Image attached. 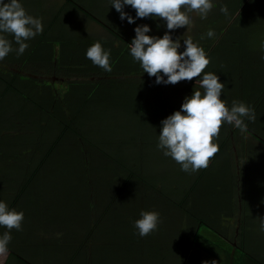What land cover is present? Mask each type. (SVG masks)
<instances>
[{
  "label": "trees",
  "instance_id": "trees-1",
  "mask_svg": "<svg viewBox=\"0 0 264 264\" xmlns=\"http://www.w3.org/2000/svg\"><path fill=\"white\" fill-rule=\"evenodd\" d=\"M104 3L108 5L103 7L110 12L116 11L109 0ZM36 4L39 5V0ZM92 5L85 0L55 1V10L45 24L42 22V33L30 39L24 53L18 56L15 51L18 47H12L14 50L0 60V144L8 143L1 145L0 158L11 163L24 158L20 168L24 176L22 183L13 193L8 187L5 189L8 183L1 179L0 201L13 209L49 159L71 157L78 162L72 169L79 174L80 193L75 197L79 207L83 206L82 221L92 222V226L75 236V230H59L48 225L51 221L41 213L46 225L34 229L28 237H20V244L15 247L23 249L30 264H106L111 260L107 249H115L119 254L113 264H188L186 257L192 246L208 250L218 259V264H229L234 245L238 256L231 264H260L251 246L246 250L240 241L244 234L250 235L261 242L264 251V232L258 226L253 227L254 221L244 222L255 217L251 214L253 210L256 215L263 209L247 203L243 181L236 177L238 157L230 145L238 140L241 131L225 122L214 140L219 151L208 167L194 173L182 171L180 164L157 148L158 135L161 121L180 110L184 97L191 96L193 90L203 93L199 87L202 77L175 85L156 84L155 77L144 73L130 55L129 44L135 32L122 38L116 32L118 27L101 23L102 19L89 10ZM240 6L236 4L234 8ZM125 7L134 11L131 6ZM209 13L212 19L220 18L224 29L222 42L215 39L212 46L214 38H211L206 45L202 44L204 38L201 39L198 31L205 24H214L213 20L197 19L198 24L188 35L210 60L205 72L215 73L224 84L221 99L226 105L231 108L236 100L254 110V121L244 118L247 125L244 133L264 145V49L261 47L264 25L253 28L261 21L250 20L242 27L241 20L229 19L232 13L229 9L228 15L217 9ZM79 19L93 22L116 39V43L100 36H87ZM59 21L79 34L69 41L51 35ZM148 22L158 30L166 21L147 17L142 25ZM175 35L171 34L173 40L178 37ZM3 36L14 39L12 35ZM95 42L110 50L111 72H105L86 57V50ZM180 49L184 50L183 44ZM110 88L121 90L123 101L109 97ZM109 104L127 107L126 114L137 111L145 123L138 127L127 115L125 124L113 117L108 120L101 117L99 124L86 125L94 113L105 114ZM6 111L8 114L4 116ZM106 121L109 129L100 138V128L95 126ZM32 133L35 136L30 137ZM93 133L96 134L92 136ZM221 160L226 166L230 162L231 169H224L227 176L223 177L229 179L224 183H207L212 168ZM175 167L179 181L169 179V171ZM97 185L101 189L99 193L94 189ZM141 210L159 213L156 230L145 237L139 236L134 227ZM101 220L109 223L110 228H103L99 235L102 237L95 240L92 235L99 233L96 223ZM10 235L17 243L16 235L12 232ZM88 241L92 245L89 248Z\"/></svg>",
  "mask_w": 264,
  "mask_h": 264
},
{
  "label": "clouds",
  "instance_id": "clouds-1",
  "mask_svg": "<svg viewBox=\"0 0 264 264\" xmlns=\"http://www.w3.org/2000/svg\"><path fill=\"white\" fill-rule=\"evenodd\" d=\"M109 3L119 13V18L122 21L127 19L129 24H133L135 18L147 17L166 21L167 31L162 37L147 35L151 29L146 24L136 26L135 36L129 44L133 60L139 62L143 72L149 77H155L156 84L175 85L180 81L202 77L199 79V87L203 89V93L193 90L191 96L184 97L180 110L161 121L157 148L180 164L184 172L194 173L207 168L219 151L214 140L223 124L226 122L234 125L244 132L247 129L244 118L250 121L256 119L254 110L243 102L234 100L229 108L221 99L224 84L219 82L215 73L204 71L210 60L204 49L187 35L194 26L191 14L195 13L200 19H206L213 9L212 0H109ZM126 5L135 10V18L123 10ZM220 12L228 15L227 7L221 6ZM184 27L187 31L183 36L173 40L170 32ZM42 31L41 19L28 15L19 0H0V33H8L14 37V42L18 45L15 49L18 56L28 48L26 41ZM205 35L213 38L215 32L210 29ZM203 38L202 36L201 39ZM181 40L184 50L178 51ZM261 47L264 49V42ZM13 50L12 42L0 35V60ZM86 57L105 72L112 71L110 50H105L99 42L88 47ZM139 216L134 222L139 236L145 237L156 230L159 213L141 210ZM23 218V212L10 209L5 202L0 201V226L7 229L0 235V256L7 254L8 244L12 239L10 233L13 229L21 230ZM259 230L264 232V216L259 217ZM202 264H216V261H203Z\"/></svg>",
  "mask_w": 264,
  "mask_h": 264
},
{
  "label": "rangeland",
  "instance_id": "rangeland-1",
  "mask_svg": "<svg viewBox=\"0 0 264 264\" xmlns=\"http://www.w3.org/2000/svg\"><path fill=\"white\" fill-rule=\"evenodd\" d=\"M46 1L39 0V4L42 7V9H41V14H39L38 17L42 18L41 21L44 24L46 23L47 18L51 15V12L55 10L54 9L55 1L59 3V0H51V1L46 0ZM85 1L88 2L89 4H93L92 5L93 8H89V10H92L94 14H96V16L102 19L101 23L105 22L110 26H115L119 28L121 27L122 34L124 35L121 37L125 38V36H127V33L130 32L128 26L126 25L128 23L127 19L122 21L119 18V13L117 11H113L112 13L110 12L109 9L103 7L108 5L104 3V0L101 1L85 0ZM19 2L22 4V7L25 9L28 15H31L34 18H36L39 10L36 7L35 0H19ZM43 4H46L44 6L45 9L43 8ZM99 9L101 10V12L99 11ZM123 10L133 18L136 16L135 10L132 11V9L127 7H124ZM191 16L194 21V26L191 27V30H193V28L198 24L196 20L199 19L202 21V19L196 16L195 13L191 14ZM212 18L213 16H211L209 13L206 20L207 21L209 20L208 22H211L213 20L214 24L212 25L205 24V26H202V28H200L198 32L201 33L202 36L204 37L202 44L206 45L208 42L211 41V38H208L205 35V33L210 29L214 30L215 32V36L213 37L214 42L211 44L213 46L216 43L215 39L217 40L220 38L217 42H222L221 40L224 37L223 35L224 29L221 28L220 26L221 24V21H219L220 18H216V17L214 19ZM241 22L246 25L248 21L243 20ZM80 23H81L80 25L85 27V33L87 34V36L89 37L100 36L102 39L112 40L114 44L116 43V39L112 38L111 36H108V34L105 31H103L102 28H99L96 24L85 19L81 20ZM57 25L58 26L56 30L54 28L50 33L53 36H59L61 39L64 38V40L69 41L73 38V35L77 33L76 31L71 30V28L69 27L62 26L61 21H59ZM186 31H187L186 27L179 28L173 32H170V35L176 34L175 36L180 37L183 36V34ZM190 31L188 33H190ZM217 33L219 34V36H217L218 35ZM8 40L12 42V47H18V45L15 44L14 39L9 38ZM29 42L30 40L26 41L28 45L31 43ZM182 44L183 42H181V47ZM207 70H208V65L204 71ZM55 80H57V78H55ZM219 82H222L220 78H219ZM163 86L164 85H162V87ZM108 96L123 101L122 99L123 95L121 94V90H119L118 88H116L115 91H113V89L110 88V93L108 94ZM94 107L97 109L98 105L96 104L94 105ZM90 109L92 111V108ZM126 109L127 107L122 108L121 105L114 107V105L109 104L105 114H103L104 112H100L97 115L94 113L91 116L93 118H90L88 123H86V125L99 124L98 119H100L101 117H105L106 120L113 117L117 121L125 124L127 122L126 119L125 122H123L124 118L127 115H129L131 116L132 119L131 122H133L138 127H142V125L145 123L143 116L140 114L137 116L138 112L132 111L131 109L130 110L132 111V113L126 114ZM7 114L8 113L6 111L4 116H6ZM95 127H97V129L100 128L98 132H99V137L102 138L103 134L106 135V132L109 129V124L108 121H106L104 124ZM34 134L32 133L30 137L35 136ZM95 134L96 133H93L92 136H94ZM99 137L98 135H96V138ZM237 139H238L237 141H232L230 145L234 155L238 157L237 161L235 162V166L236 164H238L236 166V169H238L239 171H235V173H236V177L239 180L243 181V190L245 191V195H247V199H246L247 203L251 204L252 206L260 207L263 209L256 212V215L254 214V210L251 212V214L255 216L253 218L251 217V221H254L255 222L254 225L259 227V217L264 216V145L259 143L258 141H255L244 132L239 133ZM3 141H5V139H3ZM7 144H8L7 142H4L0 144V147L1 145L7 146ZM248 148L250 149L248 150ZM68 152H71V150H68ZM77 164L78 162L72 159L71 157L62 156V157L52 158L49 159L47 165H45L40 170V172H38V175L29 184L28 189L24 192L23 196L20 198L19 202L17 203L18 205L13 206V209L23 212V217H24L21 225V230L17 231L13 229L11 231L14 235H16V238H20L23 235L28 237L30 236L31 231H33L34 229L38 228L39 226L40 228L45 226L46 219L44 221L42 218H40L41 213L48 216L47 217L48 221L49 220L51 221V223H49L48 225L52 227L55 225L59 230L61 229H66V231L75 230L73 231L75 236H77L79 231H82L83 228L85 227L89 228L90 226H92L91 224L92 222L84 223L82 221V219L84 218V215L81 212L83 206L79 207L78 201H76V197H75L78 196L80 193L79 189L77 188L79 174L77 173L75 168L72 169L73 167H77L76 166ZM23 165H24V158L19 159L14 163H11L10 161L5 162L2 158H0V171L4 173L3 175H0V180L2 179V181H6L8 183L5 184V189L8 187L10 192L14 193L16 186L22 183L24 176L23 174H21L22 170L20 168H23ZM228 165L230 167L225 165V161L221 160L214 168H212V173H210L207 183L214 184L216 181H222L223 183L226 182V179L228 180L229 178H223L227 176L224 169H229V168L231 169L230 162H228ZM46 172H48V174H46ZM177 173H178V167H175L174 169H172V171L170 170L169 179H171V181H179ZM231 175L233 174L232 173L230 174V177L232 178L233 176ZM103 177L104 175L102 174L99 175L101 181L102 179H104ZM96 182L98 183V181ZM95 187L94 189L96 190V192L99 193V191H101L100 187L98 185ZM241 187L242 186L239 185V190H241ZM2 192L3 191H0V198L3 196ZM118 206L119 205L117 203L116 207ZM96 225L97 227L99 226V230H98L99 233L93 232L92 236L95 237V240L100 239L102 237L99 235L100 232H102L103 228L107 230L110 228L108 226L109 223L105 224L104 220L97 221ZM257 230L258 229H256V231ZM199 231H202V228H200ZM248 244H250L251 249L260 252L259 253L260 256L264 259V251L261 249L262 245L258 243L257 240L253 238L251 241H248ZM86 246L88 248L92 246L90 241L87 242ZM107 251L111 254L110 256L111 260L109 259L108 262H106V264H113L112 261H115V257L119 256V254L115 249H107ZM77 262H78V258L76 259V263Z\"/></svg>",
  "mask_w": 264,
  "mask_h": 264
},
{
  "label": "crops",
  "instance_id": "crops-1",
  "mask_svg": "<svg viewBox=\"0 0 264 264\" xmlns=\"http://www.w3.org/2000/svg\"><path fill=\"white\" fill-rule=\"evenodd\" d=\"M59 3H60V0H59ZM212 3H213V9L214 10L217 9L218 11H220V7L223 5L224 6L225 5H228V6L232 5V7H227L229 10L232 11L231 15L229 16L230 20H237V21H239V20H241V21H243V20H246V21L258 20V21H261L260 24L255 25L253 28L260 27V26L264 25V0H228V1L227 0H212ZM236 4L241 5V6L234 8V5H236ZM45 5L46 4H43L44 9H45V7H44ZM218 6H220V7H218ZM36 7L39 10L36 18H40L42 20L41 17H38V15L41 14L42 7L40 6V4L39 5L36 4ZM135 21L136 22H134L133 24H129V23L126 24L128 26V29L130 30V32L127 33V36L134 34V28L138 25H142L143 19L135 18ZM246 25H248V24H246ZM148 26L150 27L151 31L149 33H146V34L150 35V36H153L155 34L163 36L165 31H167L165 22L162 23V26L158 29L159 31L153 26V24L151 22H148ZM244 26H245V24H242V27H244ZM117 29H118V31L116 30L117 34L124 36L122 34L121 27L120 28L118 27ZM0 35H11V34L0 33ZM249 219L245 220L244 222L251 221V219L250 220ZM255 226L256 225H253V227H255ZM244 227L245 226H243V228ZM5 231H7L6 228L3 229V227H0V235H2ZM204 236L208 239L211 238L209 234H204ZM253 238L254 237H252V236L250 237V235L244 234L243 238L240 239L241 245H242V243L245 244V246H243V247L246 250H249L250 244H248V241H251ZM16 240H17V243L14 242L13 239H11L10 243L8 244L7 254L5 256H0V264H30L28 256L24 255V253H23V249L15 247L16 244H18V245L20 244L19 241L21 240V238H16ZM259 241H262V240H259ZM232 244H234V243H232ZM232 246L233 247L230 250V257H229L230 262H229V264H231L234 257L236 258L238 256V252H237L238 250L235 248L234 245H232ZM253 251H254V253H256V256L258 258L259 263L263 264L264 260L262 259V257H260V254H259L260 252H258L256 250H253ZM186 260L188 261V264H202L203 261L211 262L212 260H215L216 264L219 263L218 259L215 256L211 255L208 250L205 251L202 248H199L197 246H192L190 248L189 254L186 257Z\"/></svg>",
  "mask_w": 264,
  "mask_h": 264
}]
</instances>
